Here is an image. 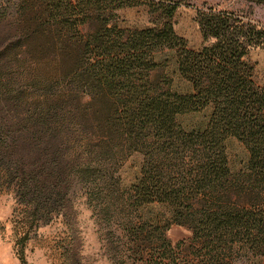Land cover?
I'll return each instance as SVG.
<instances>
[{
  "label": "trees",
  "instance_id": "16d2710c",
  "mask_svg": "<svg viewBox=\"0 0 264 264\" xmlns=\"http://www.w3.org/2000/svg\"><path fill=\"white\" fill-rule=\"evenodd\" d=\"M264 3V0H249ZM0 4V188L34 224L85 198L106 224L117 264H264V86L251 52L264 25L197 9L204 44L175 30L172 0H7ZM146 4L150 25L123 28L119 11ZM172 51L188 89L174 91L158 56ZM210 108L187 130L182 114ZM248 150L233 172L226 141ZM142 155L125 185L121 169ZM167 208L165 224L148 205ZM100 213V214H99ZM192 231L174 244L172 224ZM113 258V259H114Z\"/></svg>",
  "mask_w": 264,
  "mask_h": 264
},
{
  "label": "rangeland",
  "instance_id": "374dc122",
  "mask_svg": "<svg viewBox=\"0 0 264 264\" xmlns=\"http://www.w3.org/2000/svg\"><path fill=\"white\" fill-rule=\"evenodd\" d=\"M8 3L7 0H0ZM16 1V0H14ZM178 8L174 16L177 33L186 38L188 46L201 49L204 40L196 20L197 9L201 7H218L234 11L248 19L264 25V3L249 0H172ZM13 2V0H12ZM119 25L123 28H143L150 25V9L146 4L126 7L119 11ZM167 65L159 72L167 75L173 82V90L182 92L188 89V83L176 70L174 53L165 51L158 56ZM255 64V81L264 86V46L254 49L250 54ZM210 108L182 114L178 117L180 124L187 130L203 129L208 122ZM230 167L233 172L244 170L248 163V150L235 137L226 141ZM142 155L134 153L124 163L121 177L125 185H130L139 175ZM148 221L165 224L170 219L167 208L153 204L143 210ZM100 214V213H99ZM106 224L101 216L96 215L94 206L80 198L75 204V214L69 223L64 217H51L45 224H34L23 215L18 198L12 190L0 188V264H117L111 249L106 247L104 239ZM168 238L176 244L189 242L192 231L183 225L172 224L166 231ZM248 257L243 254L238 259ZM114 258V259H113ZM254 264H259L254 260Z\"/></svg>",
  "mask_w": 264,
  "mask_h": 264
}]
</instances>
